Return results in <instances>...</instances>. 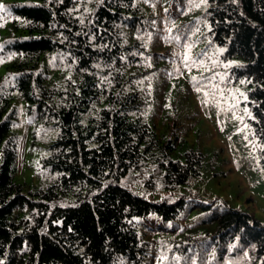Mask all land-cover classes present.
Listing matches in <instances>:
<instances>
[{
    "label": "trees",
    "instance_id": "obj_1",
    "mask_svg": "<svg viewBox=\"0 0 264 264\" xmlns=\"http://www.w3.org/2000/svg\"><path fill=\"white\" fill-rule=\"evenodd\" d=\"M4 8L0 264H264V224L253 216L150 200L123 184L133 178L145 192H171L201 174L202 157L179 154L178 119L167 116L175 67H231V80L248 89L264 168V0H19ZM15 94L50 142L45 190L15 181Z\"/></svg>",
    "mask_w": 264,
    "mask_h": 264
},
{
    "label": "rangeland",
    "instance_id": "obj_2",
    "mask_svg": "<svg viewBox=\"0 0 264 264\" xmlns=\"http://www.w3.org/2000/svg\"><path fill=\"white\" fill-rule=\"evenodd\" d=\"M14 1L19 0H0V6ZM9 23L11 20L0 13V44L9 34L6 28ZM164 34L160 19L154 38L156 44L160 45ZM189 52L183 62L187 61ZM230 69L175 67L177 74L168 80L165 88L167 116L178 119L177 134L182 137L179 154L185 157L195 153L202 157L200 176L171 192H145L133 178L124 180L123 184L150 200L184 198L188 204L209 203L217 208L247 213L264 224L261 145L249 123L248 89L243 82L231 80ZM5 73L4 62L0 66V77ZM13 102L19 120L14 128L19 135L15 181L28 189L45 190L53 180L43 168V161L49 156L48 136L29 121L27 103L23 99L15 94Z\"/></svg>",
    "mask_w": 264,
    "mask_h": 264
},
{
    "label": "snow or ice",
    "instance_id": "obj_3",
    "mask_svg": "<svg viewBox=\"0 0 264 264\" xmlns=\"http://www.w3.org/2000/svg\"><path fill=\"white\" fill-rule=\"evenodd\" d=\"M7 10L3 7V6H0V13H6Z\"/></svg>",
    "mask_w": 264,
    "mask_h": 264
}]
</instances>
